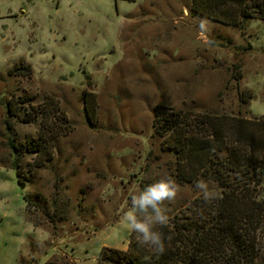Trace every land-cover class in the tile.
Listing matches in <instances>:
<instances>
[{"label":"rangeland","instance_id":"obj_1","mask_svg":"<svg viewBox=\"0 0 264 264\" xmlns=\"http://www.w3.org/2000/svg\"><path fill=\"white\" fill-rule=\"evenodd\" d=\"M190 6L0 0V264H98L104 247L126 250L133 231L123 213L160 179L179 186L163 205L169 219L203 211L206 193L219 192L209 203L220 197L208 177L204 187L177 180L155 114L264 120V22L227 26ZM86 95L96 103L89 114ZM259 249L264 264V225Z\"/></svg>","mask_w":264,"mask_h":264},{"label":"trees","instance_id":"obj_2","mask_svg":"<svg viewBox=\"0 0 264 264\" xmlns=\"http://www.w3.org/2000/svg\"><path fill=\"white\" fill-rule=\"evenodd\" d=\"M190 13L241 27L249 20L264 22V0H191ZM13 69L21 76L32 74L29 65ZM12 100L8 112L19 119L21 107ZM85 101L89 114V105L95 110V99L86 95ZM154 127L175 154L180 183L208 177L222 193L210 203L196 205L203 211L176 216L155 228L164 237L163 253L140 244L133 232L126 250L104 247L98 264H260L264 200H259L257 192L264 190V120L211 113L180 117L160 106ZM10 145L14 153L20 152L13 139ZM13 168L21 178L17 160Z\"/></svg>","mask_w":264,"mask_h":264},{"label":"clouds","instance_id":"obj_3","mask_svg":"<svg viewBox=\"0 0 264 264\" xmlns=\"http://www.w3.org/2000/svg\"><path fill=\"white\" fill-rule=\"evenodd\" d=\"M207 23L202 20L200 27H205ZM197 187H204V184L198 181ZM178 189L179 186L174 180L164 178L149 184L131 197V208L123 213L122 220L137 234V241L140 244L147 245L156 252H164L163 234L155 228L169 223V216L163 205L166 201L173 202L176 199ZM218 196L219 192L216 190L212 196L206 193L204 200L208 201Z\"/></svg>","mask_w":264,"mask_h":264}]
</instances>
